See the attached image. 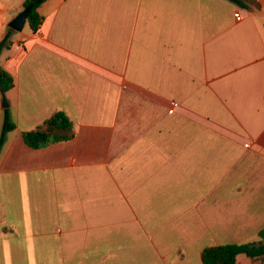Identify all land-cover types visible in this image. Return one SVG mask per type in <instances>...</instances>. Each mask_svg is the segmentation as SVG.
<instances>
[{
	"label": "crops",
	"instance_id": "crops-1",
	"mask_svg": "<svg viewBox=\"0 0 264 264\" xmlns=\"http://www.w3.org/2000/svg\"><path fill=\"white\" fill-rule=\"evenodd\" d=\"M46 0L0 51V264H202L264 228V0ZM25 0H0V41ZM5 98L7 107H3ZM70 141L22 133L56 112ZM236 264H259L240 254Z\"/></svg>",
	"mask_w": 264,
	"mask_h": 264
},
{
	"label": "trees",
	"instance_id": "trees-1",
	"mask_svg": "<svg viewBox=\"0 0 264 264\" xmlns=\"http://www.w3.org/2000/svg\"><path fill=\"white\" fill-rule=\"evenodd\" d=\"M46 0H25L23 10L31 7L26 23L35 33L42 21L38 8ZM242 9L259 8L256 0H228ZM13 30L6 28L5 35L0 41V51L9 45V37ZM13 87L11 76L0 67V93L4 95ZM15 125L9 119L8 110H4L3 124L0 133V148L4 143L5 135L14 130ZM74 137L73 125L69 118L61 111L54 113L32 131L23 132L22 140L31 149H41L48 145L70 141ZM258 241L242 244H226L209 247L203 250L202 264H236V257L240 254L264 264V228L258 232Z\"/></svg>",
	"mask_w": 264,
	"mask_h": 264
},
{
	"label": "water",
	"instance_id": "water-1",
	"mask_svg": "<svg viewBox=\"0 0 264 264\" xmlns=\"http://www.w3.org/2000/svg\"><path fill=\"white\" fill-rule=\"evenodd\" d=\"M31 7L28 6L27 8H25L24 10H22V12H20L15 18H13L8 24V28H10L11 30H13L14 32H21V30L23 29L24 25L26 24V19H27V15L30 11ZM3 107L6 108L7 107V103L5 98H3Z\"/></svg>",
	"mask_w": 264,
	"mask_h": 264
},
{
	"label": "rangeland",
	"instance_id": "rangeland-1",
	"mask_svg": "<svg viewBox=\"0 0 264 264\" xmlns=\"http://www.w3.org/2000/svg\"><path fill=\"white\" fill-rule=\"evenodd\" d=\"M259 239V238H258Z\"/></svg>",
	"mask_w": 264,
	"mask_h": 264
}]
</instances>
